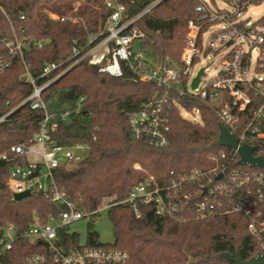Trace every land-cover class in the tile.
<instances>
[{"label":"trees","instance_id":"trees-1","mask_svg":"<svg viewBox=\"0 0 264 264\" xmlns=\"http://www.w3.org/2000/svg\"><path fill=\"white\" fill-rule=\"evenodd\" d=\"M108 1L0 0V117L11 113L0 124V154L14 157L13 146L33 145L45 119L44 111L23 105L34 91L28 74L38 87L55 80L42 93L47 112L59 124L51 138L58 145H80L86 151L77 163L58 168L55 181L78 210L90 214L87 244L80 246L78 235L61 230L57 240L60 246L124 250L130 255L128 264H233L222 257L225 253L249 261L261 249L248 229L249 219L242 214L204 221L188 215L187 221L179 223L157 215L154 207H144L137 218L127 206H112L151 177L167 185L174 179L171 172L208 169L213 165L212 155L229 149L217 144L220 121L216 113L205 104L185 98H177L179 105L189 112L198 111L199 122L182 118L180 108L174 106L166 145H156L147 136L137 139L130 129L131 114L157 92L154 83L138 81L128 70L122 77L110 76L88 59L67 70L77 60L72 58L74 41L83 56L89 41L105 31L112 14ZM155 2L157 5L135 23L144 34L141 48L148 57L179 63L186 28L195 18L199 2L116 0L126 7L128 18L136 17ZM15 41L21 44L22 52L12 51L7 45ZM51 64L58 69L43 74ZM262 148L260 145V155H264ZM16 163L15 160L0 165V239L7 225L14 226L19 235L13 249L0 255V264H24L34 255L44 256L46 260L41 264H55L44 242H32L23 235L36 216L46 223L63 208H56L44 194L34 193L21 202L15 201L9 180ZM231 169L264 173L238 161ZM105 204L112 206L111 245H102L94 229V218ZM257 211L264 212V202Z\"/></svg>","mask_w":264,"mask_h":264},{"label":"built area","instance_id":"built-area-1","mask_svg":"<svg viewBox=\"0 0 264 264\" xmlns=\"http://www.w3.org/2000/svg\"><path fill=\"white\" fill-rule=\"evenodd\" d=\"M198 2L196 16L186 28V43L179 63L169 64L148 57L141 48L144 34L135 23L158 2L136 17L128 18L126 7L117 4L116 0H110L107 6L112 9V14L105 31L89 41V49L83 56L74 41L72 58L77 60L67 70L88 59L91 65L100 66V71L110 76L122 77L124 71L128 70L136 80L154 83L157 92L131 114L130 129L137 139L147 136L156 145H166L170 133V111L174 106L180 108L181 116L186 120L188 116L199 115L198 111L189 112L179 105L177 98H185L211 108L220 123L237 136L240 145L258 146L254 155L264 158V155L258 154L260 145H263L264 154V78L258 77L264 74V14L256 19L247 15L251 7L264 2ZM218 2L223 3L224 7H219ZM7 45L12 51L22 52L18 41ZM210 56L220 58L221 68L204 88H200L207 68L199 69L198 66ZM57 69L56 64L48 65L43 74L49 75ZM200 71H203L201 80L193 89ZM28 79L34 91L23 105H28L33 111H44L45 119L33 145L13 146L11 153L14 157L8 153L0 154V165L17 161L9 180L13 194L26 191L32 195L44 194L56 208L63 210L57 216H51L46 223L36 216L23 238L44 242L55 264H128L130 255L124 250L73 249L58 244L59 231L90 216L78 210L59 190L54 176L61 166L80 161L75 151H82L85 147L78 145L67 148L53 142L51 134L57 131L59 124L47 112L42 93L55 80L38 87L29 74ZM10 114L0 117V124ZM67 116L64 115L63 119ZM226 149L229 150L211 156L213 165L210 168L194 169L183 174L171 172L174 179L167 185H161L151 177L134 187L127 198L112 206H127L137 218L141 217L144 207H154L157 215L168 216L179 223L187 221L188 215L204 221L232 213L242 214L249 219L248 229L260 244L259 254L264 256V212L257 211L259 204L264 202V173L231 169V165L235 161L239 163L240 158L236 150ZM18 239L17 229L7 225L0 239V255L11 251ZM44 260L43 255H34L24 264H41Z\"/></svg>","mask_w":264,"mask_h":264},{"label":"rangeland","instance_id":"rangeland-1","mask_svg":"<svg viewBox=\"0 0 264 264\" xmlns=\"http://www.w3.org/2000/svg\"><path fill=\"white\" fill-rule=\"evenodd\" d=\"M219 7H224L223 3L218 2ZM264 14V3L259 5H255L250 8L247 12V15L250 16L252 19L259 18ZM220 58L210 56L209 59H203V61L198 66L199 69L207 68L206 74L202 79V83L200 88H204L206 84L214 78L217 73L219 72L221 65H220ZM260 78H264V74L258 75ZM188 120L193 121H200V117L198 114L195 116H188ZM75 153L80 156H86V151H75ZM110 205L105 204L102 209L99 210L98 214L94 218V229L99 234V241L102 245H111L114 244V231L113 225L109 218V208ZM90 223L89 218H83L77 222L72 223L71 225L67 226L65 229L66 232L70 234H76L79 236V243L80 246H85L88 240V226Z\"/></svg>","mask_w":264,"mask_h":264},{"label":"water","instance_id":"water-1","mask_svg":"<svg viewBox=\"0 0 264 264\" xmlns=\"http://www.w3.org/2000/svg\"><path fill=\"white\" fill-rule=\"evenodd\" d=\"M203 71H200L198 77L195 79L193 83V89H195L200 80ZM217 144L221 147L232 148L238 152L239 155V164L246 165L250 168H260L264 170V158L256 157L254 154L258 150V146H250L248 144H239V140L237 136L230 131V129L224 124H219V138ZM32 194L30 191H26L24 193L14 194V200L17 202H21L22 200L31 197ZM223 258L230 261L233 264H264V256L258 254L253 257L249 261H242L239 258H235L233 255L225 253L222 255Z\"/></svg>","mask_w":264,"mask_h":264}]
</instances>
